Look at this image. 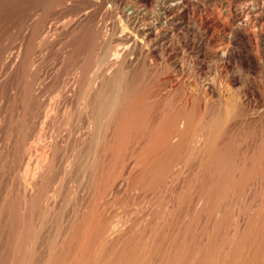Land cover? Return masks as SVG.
Listing matches in <instances>:
<instances>
[{
	"label": "rangeland",
	"instance_id": "374dc122",
	"mask_svg": "<svg viewBox=\"0 0 264 264\" xmlns=\"http://www.w3.org/2000/svg\"><path fill=\"white\" fill-rule=\"evenodd\" d=\"M172 3L173 0H64V2L63 0H0V122H2L3 119V125L0 129V146L5 139V133H8L12 130L14 137L18 136V150L21 152L20 153L16 149V151L12 153H15V157L20 156L21 158L24 153L23 146L27 144V141L34 142L35 136H37L41 131H52V129L48 128V126H44L42 124L43 120L46 119V107L48 109L49 102L58 98L60 94L66 93L64 89L66 90V88L72 84L71 82L74 81L76 75H80L82 81L87 83L88 80L92 81V79L98 76L96 73L97 70L100 71V68L102 67H109L110 62L108 61H111L109 59L112 57V53H114L116 48L123 46L119 45L121 42H123L121 40V36L127 32H130L127 21H125L126 13L134 12L138 16H145L146 22L153 21L158 27L157 30L160 31L158 36L159 38L157 37L158 41H156V39V42H152L153 45L146 42L143 44V46H141L142 43L140 42L137 47H131L127 58L122 59V61H124L123 64H125V70L121 74V78L113 80L104 91L107 98L116 96L118 99V103H115L114 105H117L115 107L119 108L118 110L115 107L113 109H115V112L120 115L119 120L123 127L122 129L124 133L119 153L120 155L118 154L120 158L116 162L115 153L117 149H115L116 146H113L112 129L114 127L115 118L117 119V116L119 115L112 110L113 113L107 116L108 120L106 122L108 131L105 137L106 143H103V145L105 144L103 149L105 150L106 147L107 149L105 150L106 152L102 154L103 157H105L103 158L104 160H102L104 161V168L107 173L105 199L109 212L107 210L106 213L108 214H106V217L109 221L116 220L115 225L117 228L130 235L129 236L126 235V233L121 232L122 234H120V238H112L111 241H109L111 244H109V249L112 251L115 249L119 254L128 255L134 249V244L136 245L138 243L139 253H141L142 258L145 260L144 264H178V257L180 256L177 257L174 255L177 253V255H183L187 252V255H185L186 264H227V261L228 264H264V258L260 256V250L255 248V243H258L261 237L264 236V227L262 229L254 227L257 212L259 211L261 205H263L262 201H264V178L261 184L259 182L262 178V170L260 173V169L262 167L260 164L258 166V173L260 174H258L257 171L253 172L251 169L252 163L250 162L252 161L248 162L250 159H255V154H253V152L256 151L257 154V151L262 148V144L264 143V116L261 117L264 115V0H184V4L186 5L184 6V11H186V13L188 12L187 14L189 16L181 20L177 17V15H175L177 12L170 13V15L167 12V9H163L167 8L169 4L171 5ZM254 8L258 9L257 13L255 12ZM85 10L86 12H89L87 13L88 15L86 14ZM146 11H148V13ZM146 13L149 15L147 16ZM86 15L89 17L86 18ZM233 15L236 16V20L238 22L233 20ZM84 17L86 19H84ZM150 17L154 20L150 19ZM245 19H248L253 23H255L254 21L256 20L258 21L255 23V28L258 29V31L255 29V31L258 32L257 34H255L256 32L253 31V27L246 28L242 25H239L241 23L243 24ZM53 20L54 22L56 21L59 23L62 21L64 25H67L71 22L78 23L80 21L81 23L84 22V25L80 23L81 26L79 25L78 29L75 31L77 33L74 31L68 32L66 29H59L56 30V32H50L47 37H45L44 34L40 36L38 34V30L41 29V27H38L43 26L40 23L51 22ZM244 28L248 29V31ZM70 32L74 34L72 35ZM30 37H34V41ZM154 37L155 35H152V38ZM41 39L46 40H44V42H40ZM41 43H44V45ZM37 44L44 47H40L35 51L36 47L34 46V48L33 45L38 46ZM101 49L104 50L101 52ZM216 49L219 51H216ZM34 52L36 54H34ZM8 55H13L14 57L19 55V60L21 61L22 59L20 62L22 65H19L18 68H10L9 65L4 66L1 61L5 60V57H8ZM33 58L36 59L35 61L37 65L35 63V65L32 66L31 62ZM63 59L64 62L62 61ZM101 61H103V63H100ZM5 69L9 70L6 71ZM34 70H36V72ZM4 72H6L7 75ZM42 72H48L46 81L37 77L42 75ZM207 82L213 83L214 90L216 89L215 91L217 92V97L212 96L213 94H211L209 90H205ZM64 84L67 85L65 86ZM180 84L183 85L181 86ZM83 91L84 93H88V89H81L79 93H83ZM168 91L171 92L169 93ZM194 94L196 96L198 95L197 97L199 98L194 96ZM139 98L142 99L140 100ZM44 101H46V103ZM194 101L199 102V104L197 102L194 103ZM74 103L73 106H76V99ZM194 104L197 106L195 105L194 107ZM209 105H212L210 110L208 109L210 107ZM41 107L42 109H40ZM174 107L176 109H174ZM188 107L190 109H188ZM182 110L189 112V114L194 117V125L199 122V118L202 120V116L206 115V112L207 120L208 115L215 116L216 114H224V116L225 114H228L231 118L228 115L226 116L227 120L224 125L227 126H223L224 128L222 127V129L225 130H222L221 135H218V137L222 135L223 137H217L216 143L214 145L215 147L213 146L211 153L202 151L199 153V155L193 154L183 160L184 164L182 162L176 163L177 165L173 164L172 161L174 160L175 156L179 157L180 155L174 154V157L173 155L169 157L172 163L169 162L168 164L165 160L166 162H162L163 165L160 166L163 169L158 167L160 171L158 168H155V170L157 169L158 171H155L154 168H152L149 170L152 173L146 169H142L143 172L141 170L140 173V168H142L141 166L144 163L142 160L140 161V158L146 156V158L149 159L153 155L152 153L150 154L146 152V148H149L147 147L149 146L147 144H150L151 142L149 141L151 140V136L155 137V135L159 134L162 130H169L172 125L171 117L173 118V116ZM13 111H15L17 114ZM232 111L234 114H232ZM62 112L63 111H60L59 114L57 113L53 130L55 132L59 131L63 137L65 136V142L63 144L66 147H60L62 151L60 149L58 151L59 155H57L56 165L43 183V197L41 201L37 203L38 205H36L37 207L33 213L31 214L30 212L26 217L28 223L30 221L31 223H29V235L26 239H24V242L26 245H28V247H31L32 252L26 256L18 257L12 252L9 253V251L4 250L6 245L9 246L13 244L14 241L13 238L9 239V229L8 227H4L2 223L0 225V264H74L73 262L78 256L77 253L75 254V246H73V250H69L68 246L66 245H64L65 248L63 250L60 249L62 247V239H65L71 235L69 231L75 232V228L73 230V226L71 224L73 222H78L82 218V213L85 210L84 205H86V201H84L82 197L83 193L87 192V189L92 188L91 192L94 194V199L98 194V186L96 184L97 178L95 175H97L99 171L100 165H98V163L101 164V160L100 157L96 155V140L95 142L93 141L90 145L91 147L88 148V151L90 149V153L86 152V149L77 150L79 153L74 151V136L78 134V131L80 132L81 129H83L85 125L83 122L84 119L82 120L81 113L77 111V113L75 112V117L73 116L74 119L72 117L70 122L66 124V119ZM197 113L198 116L196 115ZM43 114H45V116ZM258 115L259 117H257ZM196 117L199 118L196 119ZM161 122L162 125L160 124ZM197 125L200 126L201 124ZM247 130L250 132L253 131V133L257 130L259 135L257 132H255V134H250ZM261 132L263 133L262 135L260 134ZM243 138L245 141L242 140ZM247 138H249L251 141ZM175 139L177 138L174 137V139H171V145H176L178 140L176 141ZM173 140L176 142H173ZM256 140L262 141L257 142ZM247 141L249 144L246 143ZM255 147L257 148L255 149ZM142 151L144 153H142ZM74 152L77 154L76 156L74 155ZM12 153L10 160L15 158ZM104 154L106 155L104 156ZM222 155L227 156L224 157ZM73 156H75V158L78 156V159L75 161V163H77L74 168L72 159ZM245 156L247 157V162L244 161L246 160ZM14 160L16 161V159H12V162H10L11 164L13 163L12 166L10 164L8 167L6 166V169H9V173H11V171L13 173L19 170L18 168L22 167L21 165H23L21 163L22 160L17 158L18 162L21 164H19L17 161L14 163ZM170 164H172L174 167ZM131 166H133V168ZM243 166L245 167L243 168ZM128 168L130 169V173ZM164 168L168 170L166 171ZM7 170L4 168L0 175L5 174V172L8 174ZM163 170L166 172L163 173ZM146 171L152 176H149L150 174L148 177L146 176V182L144 179L142 180L144 183L142 182L141 184V181L137 180L139 177L137 175L139 173L147 174ZM155 172L157 173L155 174ZM166 175L168 176L166 177ZM253 175L255 176L253 177ZM136 176L137 178H135ZM152 177H154V179H150ZM225 177H227V179ZM117 178L118 182H121L125 179L124 181L127 180V183L123 181L124 184L121 187V192L118 195V198L115 199L113 197V200L110 198L113 196L111 191L115 187L114 184ZM152 180L154 183L149 184V181ZM155 180H158V183L155 182ZM58 183H60L58 195L59 206H57V210L55 209V211L49 212V209L45 208L43 205L44 197L46 196H44V193L47 194L52 186ZM141 186L143 187L141 188ZM1 189H3V187ZM248 190H250V192ZM163 193L165 194L163 195ZM226 196L228 199H226ZM176 198L179 199L177 200ZM222 202L225 204L223 205ZM41 203L45 209H42L43 206ZM220 205L222 206L220 207ZM231 205H233V207ZM180 209H182V216L181 213H178L180 212ZM184 210L186 211L185 214ZM176 213H178V215ZM30 214L33 216L32 218ZM74 214L75 218H73ZM218 215L220 216L218 217ZM221 220L222 222H220ZM169 221H173L171 225V222ZM175 221L177 224L174 223ZM162 222L163 226L160 227ZM138 224L141 225L138 226ZM49 226L52 227L50 228ZM64 227H66V230ZM243 227H245V230H243ZM69 228L72 229L69 230ZM152 228L155 231H152ZM247 228H249V230ZM49 229L53 234L49 231ZM157 229H159V231ZM165 229L168 230L166 231ZM180 229L181 231H179ZM139 231H143L142 234L144 235H141ZM145 232L148 233L145 234ZM149 232L153 234H149ZM159 232L163 235H161ZM32 233L35 235V237L34 235L32 236ZM211 234L213 235L211 236ZM232 234H234V238ZM140 236L143 237L141 238ZM180 236L182 237L180 238ZM174 239H177V242H175ZM178 239L181 242L179 241L178 243ZM189 239L193 241L189 242ZM171 240L174 242L172 243ZM187 241L189 244H186L188 243ZM75 242L76 241H74V243ZM218 243H223L220 244L222 246L220 247L221 250L218 248ZM250 243L253 245L252 247L250 246ZM176 244H179V246ZM147 245L149 247L148 249ZM157 246H159V248L161 246L160 251ZM175 246L178 247L176 250L174 249ZM140 247H142V249ZM225 248H227V250H225L226 252L223 250ZM181 249H184V252L181 251ZM149 250L152 254L149 252ZM173 250H175L174 255ZM198 250H200L201 254H203L202 260H194V254L197 253ZM166 253L167 256H165ZM169 254H171L172 257H169L171 256ZM204 254L206 255L204 256ZM175 258H177L176 261H174ZM116 264H118V262H116Z\"/></svg>",
	"mask_w": 264,
	"mask_h": 264
},
{
	"label": "bare ground",
	"instance_id": "6f19581e",
	"mask_svg": "<svg viewBox=\"0 0 264 264\" xmlns=\"http://www.w3.org/2000/svg\"><path fill=\"white\" fill-rule=\"evenodd\" d=\"M94 1V0H93ZM168 1V0H167ZM64 2V0H63ZM165 3V2H164ZM68 5V4H67ZM172 5V6H171ZM169 4V6L167 8H163V9H167V12L170 14V13H173V12H177V17L181 19H185L187 16H189L186 11H184V6H186L184 4V0H173V3L172 4ZM97 6V5H96ZM98 7V6H97ZM165 7V5H164ZM245 7V6H244ZM258 7V5H257ZM261 8V7H259ZM136 9V8H135ZM253 9V8H252ZM255 9V8H254ZM94 11V10H93ZM251 11V10H250ZM262 11V10H261ZM86 12V10H85ZM84 12V13H85ZM148 13V11H146ZM165 12V13H167ZM255 12L257 13L258 12V9H255ZM83 13V14H84ZM89 13L88 11L86 12V14ZM146 13V14H147ZM249 13V12H248ZM253 13V12H252ZM82 14V15H83ZM236 14V13H235ZM234 14V15H235ZM85 15V14H84ZM88 15V14H87ZM86 15V16H87ZM123 15V14H122ZM149 14H147L148 16ZM171 15V14H170ZM233 15V16H234ZM48 16V15H47ZM153 16V15H152ZM226 16V15H225ZM232 16V17H233ZM251 16L253 17V15L251 14ZM258 16V15H257ZM262 16V15H261ZM80 17V16H79ZM89 16H87L86 18H88ZM125 17H126V20L127 21V24H128V27H129V31L130 32H127L125 33L123 36H121V40L123 42H121L119 45H123L122 47H119V48H116L114 50V53H112V57L109 59L111 61H108L110 62L109 64V67L106 66V68H100V71H96V73L98 74V76H96L94 79H92V81H89L86 83L84 81H82V78L80 77V75H76V77L74 78V81H72L69 85L68 88H66V90L64 89V91L66 93H62L60 94V96L52 101L49 102L48 104V109L46 107V119L43 120L42 124L44 126H48V128L52 129L49 130V131H41L39 132V134L37 136H35V140L34 142H28L27 141V144H25L23 146V149H24V153L22 155V159L19 157H15L16 155H14L15 153H12L14 151H16V149L18 150L19 149V142H18V139L17 137L18 136H15L14 137V134H13V131L11 130L10 132L8 133H5V139L3 141V143L1 144L0 146V173L1 171L5 168L6 169V166L8 167L9 164L12 166V164L10 162H12V159H16V161L18 162L17 158L22 160V164L21 165L22 167L18 168L19 170L15 171L12 173H9L8 170H7V173L5 172V174H2L0 175V187L3 189L0 188V225L2 224L4 227H8V234H9V239L10 238H13V244L7 246L6 244V247L4 248V250L6 251H9L12 252L15 256H18V257H21V256H26L27 254H29L30 252H32V249L31 247H28V245H26V243L24 242V239L27 238V236L29 235V231H30V226H29V223H31V221L28 223V221L26 220L27 218V215L31 212V214L33 213V211L36 209V205H38L37 203L41 201L42 197H43V193H42V186H43V183L45 182L46 178L49 176V174L51 173L52 169L55 167L56 165V160H57V155L58 154V151L60 149V147L62 148L63 146H65L63 143L65 142V136L63 137V135H61L58 132H55L53 129H54V123H55V120H56V116H57V113L59 114L60 111H63V115L66 119V124L70 122V120L72 119V117L75 114V112L77 113V111H79L82 115V120L84 119V127L83 129H81V131L79 132L78 131V134H76V136H74V146H75V150L77 153H79L77 150H82V149H86L88 153H90V149L88 151V148H90L92 142L96 140V148H97V154L99 157H100V160L98 158V160L100 161L101 164L98 163L99 166V171L97 173L96 176V184L98 186V194L97 196L95 197V199L93 198V195L92 192H91V189L92 188H89L87 189V192H84L82 197L84 199V201H86V205L85 206V210L83 211L82 213V218L78 221V222H73L71 225L73 226V230L75 228V232L73 234V232L69 231V233L71 234L69 237H66L65 239H62V247L60 248L61 250H63L65 248L64 245L68 246V249L69 250H73V246H75V254L77 253V257L75 259V261L73 262L74 264H112V263H115L118 262V264H144V259L142 258V255L141 253H139V245L138 243L135 245L134 244V249L130 250V254L128 255H122V254H119L115 249L112 251L109 249V241H111V239L113 238H120V234H122L121 232H123L121 229H118L117 226L115 225V221L114 220H111L109 221L106 217V213L107 212V202H106V199H105V186H106V180H107V173L105 171V168H104V159L105 157H103V153L106 152L103 148H104V145L103 143L105 141V137H106V133L108 131L107 129V120H108V115L113 113L112 110L115 112V109H113L115 106L117 105H114L115 103H118V99L117 97H106L104 91L106 89V87H108V85L113 81V80H116L118 78H121V74L123 73V71L125 70L124 69V61H122V59L124 58H127V56L129 55V51L131 50V47H137L140 42L142 43L141 46H143L144 43H149L151 45L152 42H154L157 37L159 36V30H157V26L156 24L152 21V22H146V17L145 16H138L137 14H135L134 12H130V13H126L125 14ZM155 17V16H154ZM171 17H174V16H171ZM240 17V16H239ZM251 17V18H252ZM260 17V15H259ZM82 18V17H81ZM84 17V19H86ZM176 18V17H175ZM250 18V17H249ZM256 18V16H255ZM44 19V18H43ZM42 19V20H43ZM48 19V18H47ZM77 19V18H76ZM91 19V18H90ZM150 19H152L150 17ZM233 19V18H232ZM242 19V18H241ZM50 20V18H49ZM154 20V19H152ZM160 20V18H159ZM157 20V21H159ZM233 20H236V16H234V19ZM232 20V21H233ZM240 20V19H239ZM33 21V20H32ZM31 21V22H32ZM41 21V20H40ZM47 21V20H46ZM59 21V20H58ZM61 21V20H60ZM77 21V20H76ZM88 21V19H87ZM86 21V22H87ZM156 21V22H157ZM164 21V20H163ZM183 21V20H182ZM237 21V20H236ZM36 22V21H35ZM38 22V21H37ZM43 22V21H42ZM62 22V21H61ZM59 23V22H54L51 21V22H44V23H40L41 25L43 26H39L38 28L41 27V29L38 30V34L41 36L44 34L45 37H47V35L50 33V32H56V30H63V29H66L69 31H76L80 25V21L77 23H69V24H65L62 22V23ZM161 22V21H159ZM158 22V23H159ZM238 22V21H237ZM242 22V21H241ZM255 23L258 22L257 20L254 21ZM91 23V22H90ZM89 23V24H90ZM234 23V22H232ZM255 23H253L252 21L250 20H246L244 21V23L242 24H239V25H242L243 27H246V28H250V27H253L255 31ZM84 25V22L81 23ZM87 24V23H86ZM85 24V25H86ZM88 24V26H89ZM23 25V24H22ZM24 26V25H23ZM81 26V25H80ZM241 26V27H242ZM263 26V24H262ZM242 27V28H243ZM244 28L245 30L248 31V29ZM261 28V27H260ZM259 28V29H260ZM161 29V28H160ZM263 29V27H262ZM93 30V29H92ZM105 30V29H103ZM128 30V29H127ZM250 30V29H249ZM258 31V29H256ZM102 31V30H101ZM252 31V30H250ZM255 31L257 34L258 32ZM63 32V31H62ZM264 32V30H263ZM67 33V32H66ZM71 33V32H70ZM77 33V32H75ZM262 33V32H261ZM36 34V33H35ZM37 34V35H38ZM54 34V33H52ZM57 34H58V31H57ZM60 34H61V31H60ZM72 34V33H71ZM74 34V33H73ZM72 34V35H73ZM99 34V33H98ZM254 34V33H253ZM94 35V34H93ZM109 35V34H108ZM152 35H155L154 38H152ZM50 37V36H49ZM31 38V37H30ZM34 38V37H33ZM33 38H31L33 40ZM55 38V37H54ZM68 38V37H67ZM119 38V37H118ZM159 38V37H158ZM35 39V38H34ZM44 40L46 39H41L40 42H44ZM34 41V40H33ZM55 41V40H54ZM117 41V40H116ZM158 41V39L156 40ZM155 41V42H156ZM15 42V41H14ZM31 43V42H30ZM209 43V42H208ZM219 43V42H218ZM34 44V43H32ZM36 44V43H35ZM42 45H44V43H41ZM38 46L36 45H33V47L35 48V51L37 49H39L40 47H44V46H39V44H37ZM118 45V44H117ZM27 46V45H26ZM102 46V45H101ZM140 46V47H141ZM148 46V44H147ZM158 46V45H157ZM18 47V46H17ZM32 47V49H33ZM139 47V48H140ZM145 47V46H144ZM31 48V47H30ZM151 48V47H150ZM153 48V47H152ZM157 48V47H156ZM4 49V48H3ZM48 49V48H47ZM71 49V48H70ZM158 49V48H157ZM104 50V49H103ZM101 49V52L103 51ZM134 50V49H133ZM141 50V48H140ZM149 50V49H148ZM147 50V51H148ZM143 51V50H142ZM141 51V53H142ZM151 51V50H150ZM215 51V50H213ZM216 51H219L218 49H216ZM215 51V52H216ZM22 52V51H21ZM33 52V51H32ZM31 52V53H32ZM66 52V51H65ZM68 52V51H67ZM24 53V52H22ZM30 53V54H31ZM63 53V52H62ZM106 53V52H105ZM148 53V52H147ZM218 53V52H216ZM26 54V52H25ZM29 54V56H30ZM34 54H36L34 52ZM33 54V55H34ZM40 54V53H38ZM64 54V53H63ZM102 54V53H101ZM137 54V53H136ZM17 55V54H16ZM22 55V54H21ZM109 55V54H108ZM163 55V54H162ZM23 57V56H22ZM21 57V58H22ZM96 57V55H95ZM104 58V57H103ZM130 58V57H129ZM138 58V57H137ZM20 57L19 55L14 57L13 55H8V57L6 56L5 57V60L1 61V63H3L4 66H8L10 68H18L19 65H22L20 64L21 61L19 60ZM34 59V60H33ZM32 59V66L35 65L36 63V59L33 58ZM39 59V58H38ZM69 59V58H68ZM139 59V58H138ZM26 60V59H25ZM28 60V59H27ZM98 60V59H97ZM104 60V59H103ZM24 61V60H23ZM30 61V60H29ZM41 61V60H40ZM64 62V59L62 60ZM126 61V59H125ZM139 61V60H138ZM30 63V64H31ZM71 63V62H70ZM100 63H103V61H101ZM37 65V63H36ZM39 65V64H38ZM55 65V64H54ZM31 66V65H30ZM131 66V65H129ZM1 67V66H0ZM71 67V66H70ZM100 67V66H99ZM3 68V67H2ZM81 68V67H80ZM1 69V68H0ZM4 69V68H3ZM31 69V68H30ZM36 69V68H34ZM39 69V68H38ZM92 69V67H91ZM6 71H8L7 69H5ZM12 70V69H11ZM25 70V69H24ZM45 70V69H44ZM58 70V69H57ZM61 70V69H60ZM21 71V70H20ZM28 71V70H27ZM36 72V70H34ZM54 71V70H53ZM11 72V71H9ZM8 72V74H9ZM39 72V71H38ZM56 72V71H55ZM54 72V73H55ZM82 72V71H81ZM127 72V71H126ZM211 72V71H210ZM6 73V72H4ZM3 73V74H4ZM43 73V72H42ZM51 73V72H50ZM89 73V72H88ZM57 74V73H56ZM7 75V73H6ZM5 75V76H6ZM12 75V74H10ZM39 75V74H38ZM96 75V74H95ZM201 75V74H200ZM36 76V75H35ZM34 76V77H35ZM86 76V75H85ZM39 77V79L41 80H45L47 79L48 77V72H44L42 75H39L37 76ZM72 77V76H71ZM91 77V76H90ZM5 78V77H4ZM29 78V77H28ZM86 78V77H85ZM36 79V78H35ZM50 79V78H49ZM73 79V78H72ZM179 79V78H178ZM199 79V78H198ZM53 80V79H52ZM71 80V79H70ZM200 80V79H199ZM8 81V80H7ZM29 81V80H28ZM38 81V80H37ZM44 81V82H45ZM150 81V80H149ZM191 81V80H190ZM148 82V81H147ZM194 82V81H193ZM8 83V82H7ZM46 83V82H45ZM44 83V84H45ZM53 83V81H52ZM59 83V82H58ZM68 83V82H67ZM54 84V83H53ZM61 84V83H60ZM156 84V82H155ZM177 84H178V81H177ZM194 84V83H193ZM215 84V83H214ZM20 85V84H19ZM65 85V84H64ZM67 85V84H66ZM65 85V86H66ZM119 85V84H118ZM176 85V83H175ZM174 85V86H175ZM181 85V84H180ZM183 85V84H182ZM181 85V86H182ZM207 86L205 87V90H209L211 94H213L212 96H216L217 97V92L214 90V87H213V83L212 82H207L206 84ZM63 86V87H65ZM23 87V86H22ZM46 87V86H44ZM60 87V86H59ZM185 87V86H184ZM48 88V87H47ZM90 88V89H89ZM180 88V87H179ZM36 89V88H35ZM63 89V88H62ZM81 89H88V93H79V91ZM174 89V88H173ZM176 89L178 90V88L176 87ZM184 89V88H183ZM37 90V89H36ZM78 90V91H77ZM109 90V89H108ZM156 90V89H155ZM170 90V89H169ZM172 90V89H171ZM78 93H77V92ZM110 91V90H109ZM107 91V92H109ZM122 91V90H121ZM125 91V89H124ZM69 92V93H68ZM72 92V93H71ZM115 92V91H114ZM155 92V91H154ZM169 92V91H168ZM171 92V91H170ZM169 92V93H170ZM175 92V91H174ZM186 92V91H185ZM192 92V91H191ZM200 92V91H199ZM206 92V91H205ZM173 93V92H172ZM193 93V92H192ZM16 94V93H15ZM27 94V93H26ZM119 94V93H117ZM168 94V93H167ZM178 94V93H176ZM55 95V94H54ZM116 95V94H115ZM189 95V93H188ZM191 95V94H190ZM224 95V94H223ZM18 96V95H17ZM22 96V95H21ZM43 96V95H42ZM193 96V94H192ZM194 96H196L194 94ZM198 96V95H197ZM196 96V97H197ZM204 96V95H203ZM222 96V95H221ZM30 97V96H29ZM53 97V96H52ZM144 97V96H143ZM142 97V98H143ZM154 97V96H153ZM158 97V96H157ZM168 97V96H167ZM185 97V96H184ZM182 97V98H184ZM17 98V97H16ZM54 98V97H53ZM110 98V99H109ZM141 98V99H142ZM145 98V97H144ZM199 98V97H197ZM204 98V97H203ZM209 98V97H208ZM220 98V97H218ZM75 99H76V102H77V105L76 106H73L75 103ZM122 99V98H121ZM140 99V98H139ZM140 99V100H141ZM176 99V98H175ZM187 99V98H186ZM193 99V97H192ZM228 99V98H227ZM19 100V98H18ZM24 100V99H23ZM29 100V99H28ZM31 100V99H30ZM44 100V99H43ZM183 100V99H182ZM195 100V99H194ZM197 100V99H196ZM4 101V100H3ZM7 101V100H6ZM10 101V100H9ZM34 101V100H33ZM36 101V100H35ZM41 101H42V98H41ZM146 101V100H145ZM181 101V100H180ZM187 101V100H185ZM191 101V100H190ZM189 101V102H190ZM220 101V100H219ZM1 102V101H0ZM12 102V101H11ZM20 102V101H19ZM46 103V101H44ZM140 102V101H138ZM136 102V103H138ZM150 102V101H149ZM178 102V101H177ZM182 102V101H181ZM180 102V103H181ZM193 102V100H192ZM197 102V101H196ZM194 101V103H196ZM210 102V101H209ZM8 103V102H7ZM37 103V102H36ZM44 103V104H45ZM74 103V104H73ZM175 103V102H174ZM183 103V102H182ZM185 103V102H184ZM199 104V102H197ZM228 103V102H227ZM179 104V103H178ZM193 104V103H192ZM208 104V103H206ZM32 105V104H31ZM40 105V104H39ZM196 104H194V107H195ZM246 105V104H245ZM3 106V105H2ZM13 106V105H12ZM16 106V105H15ZM41 106V105H40ZM73 106V108H72ZM119 106V104H118ZM141 106V105H140ZM173 106V104H172ZM182 106V104H181ZM192 106V105H191ZM197 106V105H196ZM207 106V105H206ZM210 106V105H209ZM212 106V105H211ZM211 106L208 108L210 110ZM223 106V105H222ZM138 107V106H137ZM15 108V107H14ZM116 108V107H115ZM119 108V107H118ZM118 108H116L118 110ZM178 108V107H177ZM198 108V107H197ZM18 109V108H17ZM42 109V107L40 108ZM131 109V108H130ZM129 109V110H130ZM134 109V108H133ZM174 109H176L174 107ZM179 109V108H178ZM188 109H190L188 107ZM195 109V108H194ZM35 110V109H34ZM173 110V109H172ZM192 110V109H191ZM212 110V109H211ZM1 111V110H0ZM17 111V110H16ZM52 111V112H51ZM157 111V110H156ZM171 111V110H170ZM213 111V110H212ZM6 112V111H5ZM14 113H16L15 111H13ZM51 112V113H50ZM192 112V111H191ZM198 112V111H197ZM230 112V111H229ZM261 112V111H260ZM41 113V112H40ZM39 113V114H40ZM79 113V114H80ZM117 113V112H115ZM130 113V111H129ZM128 113V115H129ZM132 113V112H131ZM169 113V112H168ZM215 113V112H213ZM17 114V113H16ZM118 114V113H117ZM171 114V113H170ZM204 114V113H203ZM232 114L233 111H232ZM231 114V115H232ZM42 115V113H41ZM45 116V114H43ZM119 115V114H118ZM127 115V117H128ZM165 115V114H164ZM193 115V114H192ZM198 116V113L196 114ZM202 115V114H201ZM206 115H207V112H206ZM206 115H203L202 116V120L201 118L199 117H196L199 118L201 120H199L198 123H196V125H194V117L191 116V114H189V112H186L184 110H182L181 112L177 113L175 116H173V118L171 117V120H172V125H171V128H169V130L167 131H161L159 134L155 135L154 136H151V141L150 144H147L149 146V148H146V152L147 153H152V157H150L149 159L145 157L143 158H140V161L142 160L144 163L142 164V168H140V173H141V170H151L152 168H162L160 167L162 164V162H166L169 164V162H171V159L169 157H171V155H173L174 157V154H177V155H180L179 157H174V160L172 161L173 164L177 165L176 163H182L184 164V161L185 158H187L188 156H191L193 154H196V155H199L200 152H207V153H211L212 150H213V146L215 145L216 143V139L218 137V135L220 134L221 135V131L222 130H225V129H222L223 126H225V122L227 120V115L228 114H224L223 115H208V120L206 119ZM32 116V114H31ZM229 116V115H228ZM264 115H262L261 117H263ZM14 117V116H13ZM75 117V116H74ZM73 117V119H74ZM112 117V116H111ZM118 118L116 119L115 118V123H114V127H113V131H112V140H113V146H116L115 149H117L116 153L114 151V153L116 154L115 156V160L117 162V160H119V156L118 154L120 153V148H121V144H122V140H123V137H124V133H123V127L121 125V122H120V115L117 116ZM166 117V116H165ZM230 117V116H229ZM228 117V118H229ZM255 117V116H253ZM259 117V115L257 116ZM8 118V117H7ZM19 118V117H18ZM32 118V117H31ZM107 118V119H106ZM231 118V117H230ZM229 118V120H230ZM22 119V118H21ZM37 119V118H36ZM78 119V118H77ZM260 119V118H259ZM258 119V120H259ZM264 119V118H263ZM12 120V119H11ZM63 120V119H61ZM114 120V119H113ZM228 120V121H229ZM34 121V120H33ZM74 121V120H73ZM161 121V120H160ZM262 121V120H261ZM260 121V123H261ZM264 121V120H263ZM57 122V121H56ZM79 122V120H78ZM159 122V121H158ZM163 122V121H162ZM162 122L160 123L162 125ZM244 122V121H243ZM23 123V122H22ZM29 123V122H28ZM59 123V122H58ZM233 123V122H232ZM258 123V122H257ZM7 124V123H6ZM24 124V123H23ZM65 124V125H66ZM181 124V125H179ZM197 124H201L200 126L197 125ZM251 124V123H250ZM3 125V119H2V122H0V129L2 128L1 126ZM64 125V124H63ZM170 125V124H168ZM5 126H8V125H5ZM60 126V125H59ZM124 126V125H123ZM158 126V124H157ZM227 126V125H226ZM225 126V127H226ZM264 126V125H263ZM262 126V127H263ZM12 127V126H11ZM15 127V126H14ZM20 127V126H19ZM67 127V126H66ZM231 127V126H230ZM167 128V127H166ZM224 128V127H223ZM234 128V127H233ZM255 128V127H254ZM15 129V128H14ZM17 129V128H16ZM56 129V128H55ZM79 129V128H78ZM77 129V130H78ZM158 129V128H157ZM240 129V128H239ZM245 129V128H244ZM247 129V128H246ZM253 129V128H252ZM43 130V129H42ZM60 130V129H59ZM15 131V130H14ZM248 131V130H247ZM262 131V130H261ZM75 132V131H74ZM137 132V131H136ZM250 134H255V132H257V130L253 133L248 131ZM3 133V132H2ZM143 133V132H142ZM158 133V132H157ZM225 133V132H224ZM229 133V132H228ZM264 133V132H263ZM262 132L260 133L261 135L263 134ZM74 134V135H75ZM147 134V133H146ZM250 134H249V137H250ZM258 134V132H257ZM17 135V134H16ZM225 135V134H224ZM259 135V134H258ZM226 136V135H225ZM174 137H176L177 139H175L176 141L178 140V142L176 143V145H171V139ZM220 137H223L220 136ZM218 137V138H220ZM230 137V136H229ZM228 137V139H229ZM242 137V136H241ZM256 138V137H255ZM34 139V138H32ZM249 139V138H247ZM262 139V137H261ZM30 140V139H29ZM173 140V142L175 141ZM244 140V138L242 139ZM250 140V139H249ZM248 140V141H249ZM146 141V140H145ZM175 141V142H176ZM245 141V140H244ZM248 141L246 143H248ZM251 141V140H250ZM257 141V140H256ZM262 141V140H261ZM261 141H257V142H261ZM263 143V142H262ZM239 144V143H238ZM244 144V143H243ZM249 144V143H248ZM247 144V145H248ZM257 144V143H256ZM144 145V144H143ZM142 145V146H143ZM217 145V144H216ZM246 145V144H245ZM244 145V146H245ZM95 146V145H94ZM229 146V145H228ZM254 146V145H253ZM66 147V146H65ZM215 147V146H214ZM221 147V146H220ZM243 147V146H242ZM247 147V146H246ZM249 147V145H248ZM222 148V147H221ZM257 147H255L256 149ZM130 149V148H129ZM228 149V148H227ZM230 149V148H229ZM249 149V148H248ZM254 149V150H255ZM61 150V149H60ZM142 150V149H141ZM233 150V149H231ZM230 150V151H231ZM20 152V150H18ZM62 151V150H61ZM221 151V150H220ZM242 151V150H241ZM240 151V152H241ZM251 151V149H250ZM253 151V150H252ZM248 152V151H246ZM11 153L14 155L15 158H12L10 160V156H11ZM21 153V152H20ZM70 153V152H69ZM75 153V152H74ZM138 153V152H137ZM142 153H144L142 151ZM219 153V152H218ZM244 153V152H243ZM114 154V155H115ZM249 154V153H248ZM253 154H255V159H250L248 160L249 161H252L250 163H252L251 165V169L253 172H256L258 173V166L260 164V166L262 167L260 169V173H261V170H262V178L261 180L259 181L261 184H262V180L264 178V143L262 144V148H260V150L257 151V154H256V151L253 152ZM75 156L77 155L76 153L74 154ZM106 154H104L105 156ZM120 155V154H119ZM156 155V156H154ZM247 155V153H246ZM17 156H18V153H17ZM69 156V155H68ZM75 156H73L75 158ZM80 156V155H79ZM87 156V155H86ZM92 156V155H91ZM97 156V157H98ZM141 156V155H140ZM151 156V155H150ZM224 156V155H222ZM221 156V157H222ZM227 156V155H226ZM224 156V157H226ZM248 156V155H247ZM250 156V155H249ZM63 157V156H62ZM73 159V168L74 166L76 165L75 161L76 159H78L77 157ZM88 157V156H87ZM220 157V158H221ZM223 157V158H224ZM240 157V156H239ZM246 157V156H245ZM66 158V157H65ZM135 158V157H134ZM139 158V157H138ZM196 158V157H195ZM198 158V156H197ZM244 158V157H243ZM242 158V159H243ZM249 158V157H248ZM251 158V157H250ZM70 159V160H72ZM96 159V157H95ZM103 159V160H102ZM170 159V161H169ZM19 160V161H20ZM83 160V159H82ZM93 160V159H92ZM91 160V161H92ZM133 160V159H132ZM166 160V161H165ZM210 160V159H209ZM14 160V163L16 162ZM138 161V160H136ZM148 161V162H147ZM175 161V163H174ZM197 161V160H196ZM199 161V160H198ZM206 161V160H205ZM245 162H247V157H246V160H244ZM146 162V163H145ZM171 162V163H172ZM186 162V161H185ZM203 162V160H202ZM220 162V161H218ZM240 162V161H239ZM19 163V162H18ZM19 163V164H21ZM121 163V162H120ZM141 163V162H139ZM165 163V164H166ZM210 163V162H209ZM189 164V163H187ZM239 164V163H238ZM86 165V164H85ZM135 165V164H134ZM172 165V164H170ZM186 165V164H185ZM184 165V166H185ZM229 165V164H228ZM10 166V168H11ZM19 166V165H18ZM17 166V167H18ZM66 166V165H65ZM129 166V165H127ZM126 166V167H127ZM168 166V165H166ZM165 166V167H166ZM173 166V165H172ZM188 166V165H187ZM222 166V165H221ZM71 167V166H70ZM98 167V166H97ZM133 168V166H131ZM140 167V166H139ZM174 167V166H173ZM234 167V166H233ZM245 166H243L244 168ZM250 167V166H249ZM82 168V167H80ZM118 168V167H117ZM131 168V169H132ZM158 168V169H159ZM170 168V167H169ZM180 168V167H179ZM184 168V167H183ZM220 168V167H219ZM12 169V168H11ZM96 169V168H95ZM129 169V168H128ZM137 169V168H136ZM163 169V168H162ZM200 169V168H199ZM225 169H226V165H225ZM125 170V169H124ZM139 170V168H138ZM142 170V172H143ZM164 170H166L164 168ZM163 170V173H165ZM188 170V169H187ZM185 170V171H187ZM242 170V169H241ZM93 171V170H92ZM146 171V172H147ZM155 171H158L157 169ZM160 171V169H159ZM200 171V170H199ZM4 172V171H3ZM139 172V171H138ZM137 172V173H138ZM150 173H152L151 171H149ZM242 172V171H241ZM252 172V173H253ZM129 173H130V169H129ZM139 173V174H140ZM147 172V174L145 173H142V174H138L137 176L138 177V181H141L140 183L142 184V182L144 183V180L146 178V176L148 177V175L150 174ZM157 172H155L156 174ZM168 173V172H167ZM251 173V174H252ZM258 173V174H260ZM120 174V173H118ZM136 174V173H135ZM223 174V173H222ZM244 174V173H243ZM250 174V175H251ZM159 175V174H158ZM164 175V174H163ZM180 175V174H179ZM242 175V174H241ZM246 175V173H245ZM257 175V174H256ZM137 176L135 178H137ZM149 176H152L151 174ZM168 175H166L167 177ZM234 176V175H233ZM255 175H253L254 177ZM83 177V176H82ZM132 177V176H131ZM156 177V176H155ZM175 177V176H174ZM248 177V176H247ZM258 177V176H257ZM71 178V177H70ZM124 178V177H123ZM161 178V177H160ZM163 178V177H162ZM177 178V177H176ZM227 179V177H225ZM224 178V179H225ZM252 178V176H251ZM150 179H154V177L150 178ZM149 179V180H150ZM157 179V178H156ZM219 179V178H218ZM242 179V178H241ZM254 179V178H253ZM91 180V179H90ZM125 180V179H124ZM123 180V181H124ZM129 180V179H128ZM160 180V179H158ZM158 180L155 182L158 183ZM250 180V179H249ZM80 181H83V180H80ZM112 181V180H111ZM121 181V182H118V178L115 182V187L114 189L111 191L112 193V198L113 197L115 199L118 198V195L120 194L121 192V187L122 185L124 184V182L126 181ZM153 181V180H152ZM149 181V184L151 183H154V181ZM256 181V180H255ZM132 182V181H131ZM145 182H146V179H145ZM163 182V181H162ZM218 182V181H217ZM225 182V181H224ZM223 182V183H224ZM253 182V180H252ZM50 183V182H49ZM83 183V182H82ZM127 183V182H126ZM138 183V182H137ZM136 183V184H137ZM139 183V184H140ZM222 183V184H223ZM238 183V182H236ZM235 183V184H236ZM60 183L58 184H55L54 186H52V188L47 192V194L44 193V206L45 208L49 209V212H52V211H55V209L57 208L58 205V195H59V189H60ZM148 184V185H149ZM179 184V183H178ZM194 184V183H193ZM252 184V183H251ZM47 185V184H46ZM135 185V183H134ZM138 185V184H137ZM145 185V184H143ZM157 185V184H156ZM160 185V183H159ZM167 185V184H166ZM165 185V186H166ZM188 185V184H187ZM234 185V184H233ZM255 185V184H254ZM112 186V185H111ZM183 186V185H182ZM192 186V185H191ZM223 186V185H222ZM227 186V185H226ZM237 186V185H236ZM143 186H141L142 188ZM148 187V186H147ZM153 187V186H152ZM217 187V186H216ZM254 187V186H253ZM50 188V187H49ZM97 188V187H96ZM188 188V187H186ZM225 188V187H224ZM223 188V189H224ZM228 188V187H227ZM108 189V188H107ZM149 189V188H148ZM234 189V188H233ZM80 190V189H79ZM140 190V189H139ZM145 190V189H144ZM143 190V191H144ZM151 190V189H150ZM149 190V191H150ZM166 190V189H165ZM193 190V188H192ZM227 190V189H226ZM86 191V190H85ZM171 191V190H170ZM187 191V190H186ZM198 191V190H197ZM216 191V190H215ZM225 191V189H224ZM229 191V190H228ZM235 191V190H234ZM250 192V190H248ZM142 192V191H141ZM157 192V190H156ZM219 192V191H218ZM222 192V191H221ZM226 192V191H225ZM256 192V191H255ZM95 193V192H93ZM108 193H109V190H108ZM148 193V192H147ZM151 193V192H150ZM177 193V192H176ZM183 193V192H182ZM186 193V192H185ZM200 193V192H199ZM228 193V192H227ZM232 193V192H231ZM154 194V193H153ZM160 194V193H159ZM165 193H163L164 195ZM245 194V193H244ZM96 195V194H95ZM152 195V194H151ZM179 195V193H178ZM194 195V194H193ZM248 195V194H247ZM254 195V193H253ZM256 195V194H255ZM195 196V195H194ZM199 196V195H197ZM216 196V195H215ZM225 196V195H224ZM130 197V196H129ZM156 197V195H155ZM182 197V196H181ZM190 197V196H189ZM222 197V196H221ZM246 197V196H245ZM132 198V197H131ZM161 198V196H160ZM163 198V197H162ZM184 198V197H183ZM194 198V197H193ZM218 198V196H217ZM250 198V197H249ZM150 199V198H149ZM152 199V198H151ZM158 199V197H157ZM170 199V198H169ZM177 199V198H176ZM179 199V198H178ZM177 199V200H178ZM225 199V198H224ZM226 199L227 196H226ZM225 199V200H226ZM246 199V198H245ZM81 200V199H80ZM114 200V199H113ZM184 200V199H183ZM193 200V199H192ZM43 201V200H42ZM190 201V199H189ZM216 201V200H215ZM231 201V200H230ZM260 201V200H259ZM164 202V201H162ZM226 202V201H225ZM255 202V201H254ZM253 202V203H254ZM83 203V202H82ZM189 203V202H188ZM220 203V202H219ZM223 203V202H222ZM62 204V203H61ZM161 204V203H160ZM177 204V203H176ZM175 204V205H176ZM184 204V203H183ZM181 204V205H183ZM201 204V203H200ZM225 203H223L224 205ZM232 204V203H231ZM259 204V203H258ZM262 204L259 211L257 212V216L255 218V222H254V227L255 228H263L264 227V201H262ZM42 205V203H41ZM42 205V206H43ZM75 205V204H74ZM82 205V204H81ZM120 205V204H119ZM169 205V204H168ZM208 205V204H207ZM237 205V204H236ZM41 206V208H42ZM43 206L42 209H45ZM76 206V205H75ZM83 206V207H84ZM163 206V205H162ZM165 206V205H164ZM222 205H220L221 207ZM229 206V205H228ZM233 207V205H231ZM61 207V205H60ZM75 208V207H74ZM143 208V207H142ZM163 208V207H162ZM182 208V207H180ZM185 208V207H183ZM187 208H188V205H187ZM216 208V207H215ZM171 209H174V208H171ZM177 209V208H176ZM210 209V208H209ZM57 210V209H56ZM62 210V209H61ZM75 210V209H74ZM154 210V209H153ZM159 210V209H157ZM164 210V209H163ZM181 210L180 209L178 213H181ZM189 210V209H188ZM198 210V209H197ZM46 211V210H45ZM44 211V212H45ZM146 211V210H145ZM149 211V210H148ZM178 211V210H177ZM185 211V210H184ZM183 211V212H184ZM190 211V210H189ZM222 211V210H220ZM43 212V211H42ZM109 212V210H108ZM114 212V211H113ZM112 212V213H113ZM132 212V211H131ZM235 212V211H234ZM81 213V212H80ZM152 213V212H151ZM166 213V212H165ZM164 213V214H165ZM174 213V212H173ZM172 213V214H173ZM178 213H176L178 215ZM186 213V211L184 212V214ZM251 213V212H250ZM30 214V215H31ZM44 214V213H43ZM136 214V213H135ZM134 214V215H135ZM143 214V213H142ZM190 214V212H189ZM225 214V213H224ZM249 214V213H248ZM144 215V214H143ZM175 215V214H174ZM180 215V214H179ZM183 214L181 213V216ZM221 215V214H220ZM218 215V217L220 216ZM228 215V214H227ZM239 215V214H238ZM244 215V214H243ZM75 214L73 215V218ZM114 216V215H113ZM132 216V215H131ZM155 216V215H154ZM168 216V214H167ZM190 216V215H189ZM188 216V217H189ZM248 216V215H247ZM33 216L31 215V218ZM38 217V216H37ZM67 217V216H66ZM65 217V218H66ZM153 217V216H151ZM192 217V215H191ZM208 217V216H207ZM238 217V216H237ZM29 218V217H28ZM39 218V217H38ZM112 218V217H111ZM122 218V217H121ZM168 218V217H167ZM173 218V217H172ZM187 218V217H186ZM244 218V216H243ZM247 218V217H246ZM249 218V217H248ZM53 219V218H52ZM79 219V218H78ZM164 219V218H163ZM170 219V218H169ZM180 219V218H179ZM204 219V218H203ZM235 219V218H234ZM155 220V219H154ZM161 220V219H160ZM219 220V219H217ZM238 220V218H237ZM247 220V219H246ZM245 220V221H246ZM34 221V220H33ZM77 221V220H76ZM120 221V220H119ZM159 221V220H158ZM157 221V222H158ZM163 221V220H162ZM177 221V219H176ZM174 222L177 224V222ZM186 221V220H185ZM235 221V220H233ZM47 222V221H46ZM71 222V221H70ZM129 222V221H128ZM153 222V220H152ZM165 222V221H164ZM171 222L170 225L172 224L173 221H169ZM184 222V221H183ZM217 222V221H216ZM222 222V220L220 221ZM247 222V221H246ZM245 222V223H246ZM53 223V222H52ZM133 223V222H132ZM149 223V222H148ZM155 223V222H154ZM153 223V225H154ZM187 223H188V220H187ZM235 223V222H234ZM241 223V222H240ZM134 224V223H133ZM158 224V223H157ZM228 224V223H227ZM66 225V224H65ZM124 225V224H123ZM141 225V224H138V226ZM151 225V224H150ZM160 225V224H159ZM169 225V226H170ZM206 225V224H205ZM245 225V224H244ZM249 225V224H248ZM62 226V225H61ZM152 226V225H151ZM155 226V225H154ZM163 226V222H162V225L160 227ZM181 226V225H179ZM241 226V225H239ZM251 226V225H250ZM43 227V226H42ZM41 227V228H42ZM50 227V226H49ZM52 227V226H51ZM50 227V228H51ZM56 227V226H55ZM158 227V226H157ZM213 227V226H212ZM34 228V227H33ZM65 230H66V227H64ZM124 228V227H123ZM122 228V229H123ZM148 228V226H147ZM151 228V227H150ZM182 228V227H181ZM235 228V227H234ZM36 229V228H35ZM54 229V228H53ZM62 229V227H61ZM68 229V228H67ZM72 228H69V230H71ZM143 229V228H142ZM160 229V228H159ZM159 229H157L159 231ZM201 229V228H200ZM214 229V228H212ZM249 230V228H247ZM33 230V229H32ZM124 230V229H123ZM131 230V229H130ZM138 230V228H137ZM141 230V229H139ZM148 230V229H146ZM151 230V229H150ZM154 229L152 228V231ZM166 230V229H165ZM168 230V229H167ZM166 230V231H167ZM172 230V229H171ZM220 230V229H219ZM243 230H245V227H243ZM1 231V230H0ZM36 231V230H35ZM49 231L51 232V230L49 229ZM56 231V230H54ZM144 231V229H143ZM142 231V232H143ZM151 231V232H152ZM155 231V230H154ZM161 231V230H160ZM181 231V229L179 230ZM200 231V230H199ZM210 231V230H209ZM231 231V230H230ZM233 231V229H232ZM46 232V231H45ZM68 232V230H67ZM138 232V231H137ZM140 232V231H139ZM142 232H140L141 235H144L142 234ZM149 232V234L151 233ZM212 232V231H211ZM210 232V233H211ZM243 232V231H242ZM248 232V231H247ZM1 233V232H0ZM52 233V232H51ZM68 233V234H69ZM123 233H126V232H123ZM148 233V232H145V234ZM158 233V232H157ZM160 233V232H159ZM163 233V232H162ZM165 233V231H164ZM185 233V232H184ZM233 233V232H232ZM237 233V232H235ZM48 234V233H47ZM53 234V233H52ZM65 234V233H64ZM133 234V233H132ZM153 234V233H151ZM161 234V233H160ZM230 234V233H229ZM248 234V233H247ZM2 235V234H1ZM34 234L32 233V236ZM37 235V234H36ZM67 235V234H66ZM126 235H129L126 233ZM137 235V234H136ZM139 235V234H138ZM157 235V234H156ZM163 235V234H161ZM181 235V234H179ZM178 235V236H179ZM187 235V234H186ZM192 235V234H191ZM209 235V234H208ZM213 234H211L212 236ZM234 234H232L233 236ZM236 235V234H235ZM244 235V234H243ZM3 236V235H2ZM63 236V235H62ZM125 236V235H124ZM130 236V235H129ZM159 236V235H158ZM165 236V235H164ZM168 236V235H167ZM173 236V235H172ZM177 236V238H178ZM203 236V235H202ZM229 236V235H228ZM227 236V237H228ZM35 237V235H34ZM45 237V236H44ZM57 237V236H56ZM135 237V236H134ZM141 237V236H140ZM143 237V236H142ZM141 237V238H142ZM157 237V236H156ZM182 236H180L181 238ZM226 237V236H225ZM31 238V237H30ZM58 238V237H57ZM55 238V239H57ZM174 238V237H173ZM216 238V237H215ZM234 238V236H233ZM244 238V236H243ZM125 239V238H124ZM183 239V238H182ZM5 240V239H4ZM12 240V239H11ZM123 240V239H122ZM142 240V239H141ZM144 240V239H143ZM154 240V239H153ZM156 240V238H155ZM175 240V239H174ZM229 240V239H228ZM235 240V239H234ZM74 241H76L74 243ZM148 241V239H147ZM169 241V239H168ZM172 241V240H171ZM179 239H178V243H179ZM190 241H193V240H190L189 239V242ZM198 241V240H197ZM212 241V240H211ZM220 241V240H219ZM231 241V240H230ZM55 242V241H54ZM60 242V241H59ZM130 242V241H129ZM144 242V241H143ZM153 242V241H152ZM156 242V241H155ZM154 242V243H155ZM163 242V241H162ZM174 241H172L173 243ZM175 242H177V239L175 240ZM181 242V241H180ZM188 242V241H187ZM186 243V244H189ZM222 242V241H221ZM232 242V241H231ZM258 242V241H257ZM141 243V242H140ZM139 243V244H140ZM149 243V242H148ZM151 243V242H150ZM153 243V244H154ZM159 243V242H158ZM157 243V244H158ZM184 243V242H183ZM245 243V242H244ZM156 244V243H155ZM182 244V243H181ZM180 244V245H181ZM195 244V243H194ZM216 244V243H215ZM219 246V250L220 247H222L220 244H223V243H218ZM226 244V243H225ZM246 244V243H245ZM251 244V243H250ZM111 245V244H110ZM143 245V244H142ZM152 245V244H150ZM165 245H166V242H165ZM174 245V244H173ZM177 245V244H176ZM196 245V244H195ZM155 246V245H154ZM168 246V245H167ZM179 246V244L177 245ZM251 247L253 246L252 244L250 245ZM159 251L161 249V246L159 248V246H157ZM2 248V247H1ZM58 248V247H57ZM128 248V247H127ZM142 249V247H140ZM148 245H147V249H148ZM154 248V247H153ZM173 248V247H172ZM176 248L178 247H174V249L176 250ZM212 248V247H211ZM215 248V246H214ZM228 248V246H227ZM227 248L223 249L224 251L227 250ZM255 248L260 250V256L264 258V236L261 237L260 241L258 243H255ZM130 249V248H129ZM155 249V248H154ZM180 249V248H179ZM186 249V248H185ZM191 249V248H190ZM2 250V249H1ZM146 250V249H144ZM152 250V249H151ZM175 250H173V255L175 254ZM184 250V249H183ZM181 249V251H183ZM211 250V249H210ZM252 250V248H251ZM142 251V250H141ZM153 251V250H152ZM189 251V250H188ZM250 251V250H249ZM150 252V250H149ZM154 252V251H153ZM158 252V250H157ZM163 252V250H162ZM180 252V251H179ZM184 252V251H183ZM182 252V254H183ZM226 252V251H225ZM245 252V251H244ZM8 253V252H7ZM128 253V252H127ZM151 253V252H150ZM159 253V252H158ZM164 253V252H163ZM172 253V252H171ZM181 253V252H180ZM188 253V252H187ZM186 254H183V255H174V256H180L178 257V264H186V259H185V255ZM74 254V253H73ZM152 254V253H151ZM211 254V253H209ZM220 254V253H219ZM222 254V252H221ZM13 255V256H14ZM171 255V254H169ZM168 255V256H169ZM203 254H201V251L198 250L197 253L194 254V260L195 259H199V260H202V256ZM206 254H204L205 256ZM223 255V254H222ZM226 255V254H225ZM76 256V255H75ZM167 256V253L166 255ZM209 256V255H208ZM229 256V255H228ZM259 256V257H260ZM146 257V256H145ZM160 257V256H159ZM169 257H172L169 256ZM210 257V256H209ZM212 257V256H211ZM219 257V256H218ZM150 258V257H149ZM152 258V257H151ZM163 258V256H162ZM161 258V260H162ZM57 259V258H56ZM61 259V258H60ZM160 259V258H159ZM173 259V258H171ZM167 260H168V257H167ZM177 258H175L174 261H176ZM153 261V260H152ZM211 261V260H210ZM260 261V260H259ZM27 262V261H26ZM213 262V260H212ZM30 263V262H29ZM150 263V262H149ZM166 263V261H165ZM176 263V262H175ZM193 263V261H192ZM261 263V262H260ZM174 264V263H173ZM195 264V263H194ZM212 264V263H210ZM225 264V263H224ZM227 264H228V261H227Z\"/></svg>",
	"mask_w": 264,
	"mask_h": 264
}]
</instances>
